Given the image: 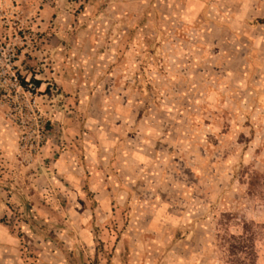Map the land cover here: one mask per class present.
<instances>
[{"label": "rangeland", "instance_id": "374dc122", "mask_svg": "<svg viewBox=\"0 0 264 264\" xmlns=\"http://www.w3.org/2000/svg\"><path fill=\"white\" fill-rule=\"evenodd\" d=\"M262 20L0 0V264H264Z\"/></svg>", "mask_w": 264, "mask_h": 264}, {"label": "trees", "instance_id": "16d2710c", "mask_svg": "<svg viewBox=\"0 0 264 264\" xmlns=\"http://www.w3.org/2000/svg\"><path fill=\"white\" fill-rule=\"evenodd\" d=\"M260 23L264 24V20H262ZM244 231L245 234L242 236H230V240L232 241V243L229 245V252L232 256H236L238 254H245L248 257H254L255 252L254 245L252 242L253 234L248 232L246 228L244 229Z\"/></svg>", "mask_w": 264, "mask_h": 264}]
</instances>
